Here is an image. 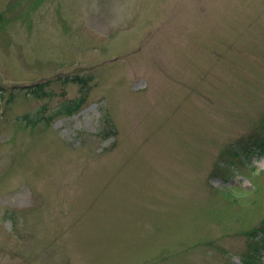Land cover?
<instances>
[{
  "label": "rangeland",
  "instance_id": "rangeland-1",
  "mask_svg": "<svg viewBox=\"0 0 264 264\" xmlns=\"http://www.w3.org/2000/svg\"><path fill=\"white\" fill-rule=\"evenodd\" d=\"M0 16V264H264V0Z\"/></svg>",
  "mask_w": 264,
  "mask_h": 264
},
{
  "label": "trees",
  "instance_id": "trees-1",
  "mask_svg": "<svg viewBox=\"0 0 264 264\" xmlns=\"http://www.w3.org/2000/svg\"><path fill=\"white\" fill-rule=\"evenodd\" d=\"M1 18L2 17L0 16V19ZM73 79L77 80V77H74ZM79 82L82 84L83 87L86 86L87 82H84V80L80 79ZM33 91H34V93H36L37 96H42V93L40 91H38V90H33ZM84 101H85L84 95L75 99V100H71V101L67 102L66 104H64L63 109L60 112H62V113L63 112H68V113L70 112L71 113L72 111L77 110ZM108 120L109 119L107 118V121ZM115 132H116L115 129H113V133H115ZM245 263L250 264L248 261L247 262L245 261ZM253 264H258V263H253Z\"/></svg>",
  "mask_w": 264,
  "mask_h": 264
}]
</instances>
